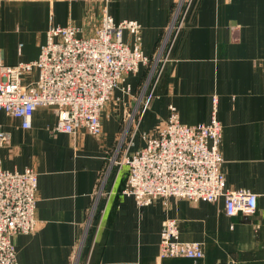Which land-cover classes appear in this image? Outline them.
<instances>
[{"label":"crops","instance_id":"1","mask_svg":"<svg viewBox=\"0 0 264 264\" xmlns=\"http://www.w3.org/2000/svg\"><path fill=\"white\" fill-rule=\"evenodd\" d=\"M177 7L178 0H0V63L36 59L51 25H73L80 36H93L103 9L115 21L139 22L142 50L154 57ZM123 40L132 42L127 32ZM160 61L130 151L143 145L140 133L155 134L165 123L169 105L186 125L208 123L214 110L223 126L225 185L254 193V214L226 215L223 198H158L138 207L122 194L128 167L110 165L109 158L136 106L146 72L141 66L126 78L136 94L116 89L101 111L97 136L82 130L74 141L50 132L52 107L36 108L28 128L0 110L7 134L1 166L37 173L36 228L14 236L17 264H72L74 258L77 264H264V0H190ZM165 217L178 221L182 241L203 245V258L158 257Z\"/></svg>","mask_w":264,"mask_h":264},{"label":"built area","instance_id":"2","mask_svg":"<svg viewBox=\"0 0 264 264\" xmlns=\"http://www.w3.org/2000/svg\"><path fill=\"white\" fill-rule=\"evenodd\" d=\"M189 2L178 0L177 12L154 57L142 50L141 24L136 20L115 21L106 9L102 10L93 36H80L79 28L73 25H51L36 59L14 65L0 63V110L28 128L36 108L52 107L56 122L50 132L67 133L74 141L82 130L97 136L102 132L101 111L113 98L115 89L132 96L127 76L137 75L141 66L147 67L146 79L137 95L141 100L146 96L142 109L137 118L133 116L135 109L128 113L121 140L109 158L110 165L128 167L122 194L132 196L138 207L158 198H180L193 203L223 198L226 215L250 216L256 211V195L225 185L219 150L223 126L214 110L208 123L186 125L179 121L175 106L169 105L165 123L155 134L140 133L143 145L130 151L160 75L159 62L166 60ZM124 32L132 38L131 44L123 40ZM215 102L216 97L214 106ZM131 123L133 128L129 131ZM6 142L7 134L0 129V145ZM36 189L37 173L33 168L7 170L0 162V264H17L14 236L36 228ZM157 255L198 260L204 257V249L199 242L182 241L178 221L165 217ZM72 264H77L75 258Z\"/></svg>","mask_w":264,"mask_h":264},{"label":"rangeland","instance_id":"3","mask_svg":"<svg viewBox=\"0 0 264 264\" xmlns=\"http://www.w3.org/2000/svg\"><path fill=\"white\" fill-rule=\"evenodd\" d=\"M144 78H145V76H144ZM146 79V78H145ZM124 84V82L119 86V87H121L122 85ZM115 91H116V89H115ZM114 91V92H115ZM147 91V90H146ZM136 93H134L133 92V95H135ZM141 97V96H140ZM143 97V100H141V98H138V97H136L137 99H135V103H136V106L137 105H139L141 108H136V107H134V109L136 110L134 113H133V116H134V118H137L138 116H139V112L141 111V109H142V106H143V101L146 99V96L144 95V96H142ZM133 109V110H134ZM132 110V111H133ZM131 111V112H132ZM130 113V112H129ZM132 124L133 123H131L130 125H129V131H131V129L133 128V126H132ZM130 134V133H129ZM129 134H127V135H129ZM127 135L123 138V141H122V143L123 142H125V140H126V138H127ZM121 140V139H120Z\"/></svg>","mask_w":264,"mask_h":264},{"label":"trees","instance_id":"4","mask_svg":"<svg viewBox=\"0 0 264 264\" xmlns=\"http://www.w3.org/2000/svg\"><path fill=\"white\" fill-rule=\"evenodd\" d=\"M146 68V72H145V74L147 73V67H145ZM145 76V75H144Z\"/></svg>","mask_w":264,"mask_h":264}]
</instances>
